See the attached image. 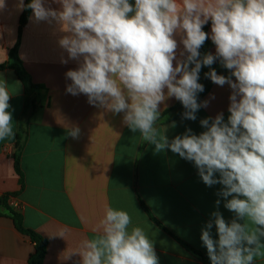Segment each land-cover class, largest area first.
Returning <instances> with one entry per match:
<instances>
[{
  "label": "clouds",
  "instance_id": "obj_1",
  "mask_svg": "<svg viewBox=\"0 0 264 264\" xmlns=\"http://www.w3.org/2000/svg\"><path fill=\"white\" fill-rule=\"evenodd\" d=\"M17 7L31 10L30 21L55 23L64 33L58 45L67 55L60 62L78 65L65 73L67 94L123 113V123L155 153L170 150L193 163L207 187L220 185L200 235L210 264H255L264 246V0H19ZM209 22L210 33L203 30ZM208 39L214 54L200 52ZM217 61L229 75L217 73ZM202 67L209 68L206 78L231 89L227 120L219 112L199 121L198 135L186 128L169 140L167 130L155 127L166 99L179 101L182 119L191 121L215 99L199 100ZM10 95L0 82V141L15 136ZM222 202L234 214L230 221ZM130 225L127 211L106 207L103 234L82 242V264H159L154 241Z\"/></svg>",
  "mask_w": 264,
  "mask_h": 264
},
{
  "label": "crops",
  "instance_id": "obj_2",
  "mask_svg": "<svg viewBox=\"0 0 264 264\" xmlns=\"http://www.w3.org/2000/svg\"><path fill=\"white\" fill-rule=\"evenodd\" d=\"M18 3L5 0L6 7L0 9V82H7L11 94L15 132L14 138L0 141V198L16 194L9 197V206L22 216L26 228L47 240L44 264H82V242L103 234L98 226L106 207L127 211L132 218L130 228L145 230L154 241L159 264H210L200 235L210 213L216 210L220 185L207 187L193 163L170 150L155 153L154 145L123 123V113L91 106L83 94H67L66 85L71 81L65 73L78 65L60 62L67 54L58 45L64 33L55 23L30 21L31 12L12 58L10 52L17 44L23 13ZM206 27L210 33L211 22ZM215 51L208 39L206 53ZM16 62L26 76L24 80L38 86L29 94L26 82L8 67ZM212 67L226 75L222 70L227 69L218 61ZM207 69L202 67L200 74ZM230 93L227 84L221 87L212 82L202 101L211 95L215 99L197 112L195 121L181 116L157 121L155 127L161 134L167 130L169 140L186 128L198 135L204 131L201 119L223 112L227 120ZM179 104L175 98L166 99L160 105V118ZM76 127L79 136L73 138L69 131ZM18 133L26 139L21 156L23 186L14 161ZM219 210L226 221L233 218L223 202ZM7 213L0 207V264H28L34 244L18 232ZM212 231L217 238L215 226ZM255 264H264V246Z\"/></svg>",
  "mask_w": 264,
  "mask_h": 264
},
{
  "label": "trees",
  "instance_id": "obj_3",
  "mask_svg": "<svg viewBox=\"0 0 264 264\" xmlns=\"http://www.w3.org/2000/svg\"><path fill=\"white\" fill-rule=\"evenodd\" d=\"M30 0H26V3H29ZM31 13V10H24L21 17H20V24H19V37H18V41L16 46L11 50L10 52V56L12 58L16 57L17 54V49L20 43V38H21V32L23 27L25 26L28 17ZM204 31H207V27L204 28ZM208 50V40L205 41L204 45L202 46V48L200 49V52L202 54L206 53ZM3 66H0V68ZM8 67L15 70L16 73L24 80L26 77L24 72L21 69V65L19 62L16 63H10L8 64ZM207 71L203 70V74H199V80L198 82L204 85V91L202 93H199V100L202 101V99L204 98V96L208 93V91L211 88V84L212 81H208L206 79H204L203 77L205 76L204 74ZM222 72L224 74H226L225 76L229 75V71L227 70H222ZM25 86H26V92L29 94V91L35 87H38L34 84H32L29 80H24ZM26 101H29V98H27ZM28 107L27 103H26V108ZM184 111V108L182 106V104L180 103L178 106L173 107L167 111H165L161 118L158 120V122H165V121H171L174 119H177L179 117L182 116V113ZM25 142L26 139L24 138V136L22 134H17L16 136V142H15V149H14V161H15V169L17 174L19 175L20 178V185L23 186V172L21 170V156H22V152L25 146ZM16 194H8L3 196L2 198H0V207L5 208L7 210V215L10 216V218L13 220L14 222V226L15 228L18 230V232H20L22 235L28 237L30 239V241L34 244V253L31 255V257L28 260V264H44V260L47 254V247H48V242L47 240L42 237L40 234H38L37 232L28 229L24 226L23 223V218L22 216L15 212L8 204L9 201V197H14ZM185 245V244H184ZM186 246V245H185Z\"/></svg>",
  "mask_w": 264,
  "mask_h": 264
},
{
  "label": "rangeland",
  "instance_id": "obj_4",
  "mask_svg": "<svg viewBox=\"0 0 264 264\" xmlns=\"http://www.w3.org/2000/svg\"><path fill=\"white\" fill-rule=\"evenodd\" d=\"M206 71L208 72L209 70L207 69Z\"/></svg>",
  "mask_w": 264,
  "mask_h": 264
}]
</instances>
